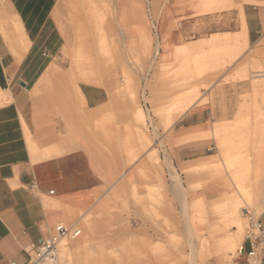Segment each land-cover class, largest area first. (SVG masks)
Returning <instances> with one entry per match:
<instances>
[{
    "label": "rangeland",
    "instance_id": "rangeland-1",
    "mask_svg": "<svg viewBox=\"0 0 264 264\" xmlns=\"http://www.w3.org/2000/svg\"><path fill=\"white\" fill-rule=\"evenodd\" d=\"M102 1L98 8L59 1L54 18L64 44L48 57L56 73L42 89L47 106L80 84L101 92L99 105L83 106L80 125L91 133L84 144L96 150L103 179L113 165V203L86 215L80 236L63 240L55 262L45 264H236L243 210L259 218L264 202V60L242 59L250 46L241 5ZM247 13L261 17L264 36V3ZM222 86L228 90L218 98L231 99L235 110L230 121L209 124L210 161L173 164L168 115L208 107ZM63 103L51 110L56 120ZM79 162L85 166V156ZM219 189L225 197L207 201Z\"/></svg>",
    "mask_w": 264,
    "mask_h": 264
},
{
    "label": "crops",
    "instance_id": "crops-1",
    "mask_svg": "<svg viewBox=\"0 0 264 264\" xmlns=\"http://www.w3.org/2000/svg\"><path fill=\"white\" fill-rule=\"evenodd\" d=\"M59 1L4 0L24 35L26 49L16 61L0 30V264H26L32 246L54 235L58 224L72 230L86 215L97 217L104 212L102 208L109 209L113 203L114 182L108 173L113 165H106L103 179L96 150L86 146L88 142L84 144L91 133L80 125L83 106L90 110L99 105L101 92L93 91L90 84H80L71 94L62 91L61 99L44 105L43 83L56 73L48 57L59 53L64 44L54 18L62 5ZM232 2L241 5L245 16L241 27L250 48L242 59L247 56L257 65L264 60V47L260 46L264 43L263 25L261 17L257 20L247 11L258 10L264 0H208L218 9H228ZM232 86L242 90L243 85ZM221 90L228 89L212 90L208 107L195 106L183 115H168L172 125L166 132V153L173 164L210 161V125L230 121L235 110L231 99L218 98ZM61 103L64 118L56 120L51 110ZM176 114L178 118L173 119ZM82 156L85 166L79 162ZM207 196L209 202L223 199L224 189L208 191ZM105 213L110 214L109 210ZM259 220L264 224V204Z\"/></svg>",
    "mask_w": 264,
    "mask_h": 264
},
{
    "label": "built area",
    "instance_id": "built-area-1",
    "mask_svg": "<svg viewBox=\"0 0 264 264\" xmlns=\"http://www.w3.org/2000/svg\"><path fill=\"white\" fill-rule=\"evenodd\" d=\"M243 214L247 221V229L243 243L237 252V260H243V264H264V224L249 209H244ZM80 234L81 230L78 228L70 230L58 224L54 235L42 239L37 246H32V254L29 255L26 264L55 261L61 240L64 238L73 240Z\"/></svg>",
    "mask_w": 264,
    "mask_h": 264
},
{
    "label": "bare ground",
    "instance_id": "bare-ground-1",
    "mask_svg": "<svg viewBox=\"0 0 264 264\" xmlns=\"http://www.w3.org/2000/svg\"><path fill=\"white\" fill-rule=\"evenodd\" d=\"M80 1H81L82 8L89 6V4L92 5V8H93V6L96 7V6L104 5L102 0H80ZM76 8H77V6H76ZM96 8H98V7H96ZM88 23H89V25H92V23H93V26H94V23H95L94 18H93V21L88 19ZM0 30L4 36V39L6 40V42L8 44L10 51L14 55V59L16 61H20V59H21L22 55L25 53V49H26L25 48L26 44L24 42V35L22 34L18 25L14 22L13 17L10 15L9 7L4 5V0H0ZM190 96H191L190 94L183 93L181 99L186 100V99L190 98ZM182 109H184V108H182ZM184 110H180V111L183 112ZM179 114L180 113H178V115ZM178 115L176 114V116H174L173 119L178 117ZM263 204H264V202L262 203V205ZM262 205H261V207H262ZM47 262H49V261H47ZM52 262H54V261H52ZM44 263L45 262H43L41 264H44Z\"/></svg>",
    "mask_w": 264,
    "mask_h": 264
}]
</instances>
